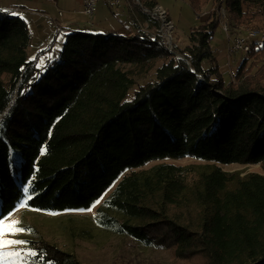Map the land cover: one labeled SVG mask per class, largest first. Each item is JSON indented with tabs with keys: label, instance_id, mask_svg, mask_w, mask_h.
<instances>
[{
	"label": "trees",
	"instance_id": "trees-1",
	"mask_svg": "<svg viewBox=\"0 0 264 264\" xmlns=\"http://www.w3.org/2000/svg\"><path fill=\"white\" fill-rule=\"evenodd\" d=\"M187 1L209 13L180 53L147 32L80 28L43 67L28 57L26 20L0 10V219L24 200L87 209L115 184L98 209L103 226L179 260L264 264V173L221 167L264 166V42L230 80L211 48L221 11L264 30V0ZM185 157L209 164L145 168ZM27 241L43 264H83L46 239Z\"/></svg>",
	"mask_w": 264,
	"mask_h": 264
},
{
	"label": "rangeland",
	"instance_id": "rangeland-1",
	"mask_svg": "<svg viewBox=\"0 0 264 264\" xmlns=\"http://www.w3.org/2000/svg\"><path fill=\"white\" fill-rule=\"evenodd\" d=\"M155 1L157 4L150 3V0H121L118 4L115 0H100L92 18L83 12V0H0V10L15 13L26 20L32 34L28 57L38 61V65L43 61L40 66L43 67L57 57L67 33L79 27L93 32L110 29L124 33L135 28L136 31L160 38L168 49L180 53V49L189 44L192 30L205 21L209 8L197 12L187 0ZM155 5L165 8L170 26L164 24L152 11L145 9H151ZM221 14V25L213 34L211 48L224 78L230 80L245 57V53L231 50L232 38L234 34L245 35V31L250 28L233 25L228 21L226 11H221ZM224 21L229 25L228 32L223 28ZM211 64L210 59L203 62L205 68H209ZM160 162L200 167L209 164L205 160L185 157L153 161L145 168ZM221 167L242 175L250 172L264 173L262 164H223ZM114 187L115 184L97 200L99 202L96 201L90 208L82 210L46 212L20 204L2 219L5 223L17 221L18 227L25 230L5 233L3 238L23 240L25 243L9 245L3 251L30 250L35 253L27 240L40 238L46 239L60 250L73 253L83 264H207L203 262V258L179 260L165 247L142 243L116 228L103 226L99 221L98 209ZM8 264L43 263L33 255L22 260L8 261Z\"/></svg>",
	"mask_w": 264,
	"mask_h": 264
},
{
	"label": "built area",
	"instance_id": "built-area-1",
	"mask_svg": "<svg viewBox=\"0 0 264 264\" xmlns=\"http://www.w3.org/2000/svg\"><path fill=\"white\" fill-rule=\"evenodd\" d=\"M99 1L100 0H83V12L92 18ZM115 1L118 4H120L121 2V0ZM145 9L152 11L151 13L157 15L158 18L162 19L164 21V24L170 26L169 21L167 20L168 13L165 8L160 5H155L151 9ZM60 14H62V12H60ZM223 28L226 32L229 31V25L226 21H224L223 23ZM245 33V35L234 34L230 45L231 50L248 53L256 42H264V30L248 29L245 31Z\"/></svg>",
	"mask_w": 264,
	"mask_h": 264
},
{
	"label": "snow or ice",
	"instance_id": "snow-or-ice-1",
	"mask_svg": "<svg viewBox=\"0 0 264 264\" xmlns=\"http://www.w3.org/2000/svg\"><path fill=\"white\" fill-rule=\"evenodd\" d=\"M15 15V13H13ZM35 59V57H34ZM43 65V61H41L40 65L38 67ZM25 193L29 191L28 187H25L23 189ZM28 199H31V197H28ZM99 202V201H97ZM27 200H24L21 206H26ZM90 210V209H89ZM25 229L22 227H18L17 221H11L10 223H5L3 219H0V264H8V261L13 260H22L25 259L28 256H33L35 253L32 251L25 252L24 250H16V251H3L4 248H6L9 245H19L25 243L23 240L18 239H5L4 234L5 233H17V232H23Z\"/></svg>",
	"mask_w": 264,
	"mask_h": 264
},
{
	"label": "crops",
	"instance_id": "crops-1",
	"mask_svg": "<svg viewBox=\"0 0 264 264\" xmlns=\"http://www.w3.org/2000/svg\"><path fill=\"white\" fill-rule=\"evenodd\" d=\"M126 13V12H125ZM127 14V13H126ZM127 16H128V14H127ZM131 22V21H130ZM132 24V23H131ZM81 27H79L78 29H80ZM136 29L135 28H133V29H130V30H128V32H130V31H135ZM105 31H110V29H106Z\"/></svg>",
	"mask_w": 264,
	"mask_h": 264
}]
</instances>
